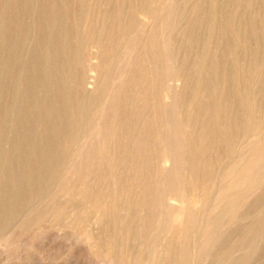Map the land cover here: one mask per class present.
<instances>
[{
    "label": "rangeland",
    "instance_id": "rangeland-1",
    "mask_svg": "<svg viewBox=\"0 0 264 264\" xmlns=\"http://www.w3.org/2000/svg\"><path fill=\"white\" fill-rule=\"evenodd\" d=\"M74 1L67 0L65 2L66 6L62 7V10H65L62 18L63 23H60L64 30L56 32L50 40L47 36L52 32L48 29L51 27V23L39 22L40 28L37 26L38 22L35 23L37 15V17L41 15L43 18L42 6L44 9L47 8L43 5L45 3L43 0L35 3L32 1L30 8L28 4L27 7L30 9L28 13L24 14L21 10L18 11L17 18L20 16L23 22H13L12 24L17 23V25L12 26L11 24L9 26L11 31L6 30L7 26H5L7 27L5 31L3 29L5 24L0 23V27L2 24V29L0 28V183H6L10 199L15 198L14 194L21 184L27 202L31 195L38 196L45 193L47 184L55 180V187L52 190L54 193L48 192V197L44 195L43 199L39 200L38 203L41 204L35 203L32 209H35L36 212H32L30 209L27 221L23 222V218H20V221L13 222L3 233L0 232V254H2L0 255V264H195L197 262V264H264V173H262L264 172V152L262 151L264 149V0H78L79 2L75 1V3ZM4 4H6V0H0L1 11L6 8ZM38 4H40V10L43 11L36 10L39 7ZM132 4L136 8H144L147 12L144 15L137 13L138 16L137 14L131 16L127 12ZM78 5L80 9L77 8ZM82 6L85 7V10H82ZM73 9L78 10L72 12ZM34 10L38 11V14ZM81 10L88 11L84 14ZM20 12L22 15L19 14ZM46 29L48 30L46 31ZM5 33L14 38L11 39L13 44L10 42L11 45L6 44L5 46L2 35ZM88 36L90 38L87 40ZM88 41L90 44L95 41L96 48L93 45L92 49ZM61 42L64 44L63 48L58 46ZM45 51L48 52L45 53ZM33 58L39 60L34 62L31 60ZM50 60L54 62L53 75L48 72L47 64ZM161 61H164V64ZM37 63L40 64L37 65ZM41 63L44 65L42 66ZM93 64L96 66L94 67ZM92 68L93 70H90ZM26 69L28 75H26ZM202 73H208V80L205 79L207 82L202 79ZM163 75L164 77H162ZM50 77L62 85L59 88L62 90L55 95L47 90L45 84ZM31 78L40 81L39 83L37 81L33 88L36 93L34 90L32 92V89L31 92L30 89H27ZM225 81H229L227 84L230 85H227V90L230 93L226 92ZM207 85L209 88L206 87ZM231 86L232 90H230ZM163 90L168 93L167 99L163 97ZM168 91L171 92V96ZM32 93L34 94L32 95ZM84 94L85 96H83ZM235 94L238 95L235 96ZM82 100L87 102L84 107L79 103ZM165 100H167L166 106L164 105ZM152 101L155 105L151 103ZM48 103L52 104L54 109L60 110L55 109V115L54 112L49 115L46 110ZM28 109H31V115ZM76 111L80 114H77ZM158 111L159 113H157ZM69 112L72 114L69 115ZM98 113L101 114V118L95 120L94 117ZM211 113L214 119L212 116L210 117ZM62 115L65 117L63 118ZM44 116L46 120H44ZM59 116L63 119H60ZM52 117L59 118L60 122ZM208 117L210 118L208 119ZM241 117L245 118L242 120ZM251 117L253 118L251 119ZM2 118L3 120H1ZM162 119H164L163 124ZM214 120L217 127L213 123ZM255 120L257 121L255 122ZM45 121L47 123H44ZM245 123H247V128ZM116 125L120 127L121 131ZM211 126L215 128L216 132L222 127L217 132L221 139L224 140L226 137L232 139L228 138L230 142L232 141V144H229V152L226 151L228 148L222 144L223 140L219 144L212 142L211 138L207 137L210 136L208 131ZM94 127L98 131L93 130ZM160 129L164 134L160 133ZM150 130L153 136L149 139ZM98 132L99 134H97ZM249 134L251 135L248 136ZM124 135L127 136V140ZM96 136L97 139H95ZM86 137L88 140L85 139ZM138 138L139 140H137ZM151 139L152 144L150 143ZM164 140L167 148L163 147ZM80 141L81 143H79ZM21 143L22 145L19 147ZM77 143H79L78 146ZM97 144L115 146L116 151H119L117 153L126 152L123 156L126 155L128 160L144 153V149L146 151L148 147L154 154V161L150 169L153 181L149 189L145 215H141L143 210L141 213H139L140 210L137 211L138 214H135L137 217L134 215L135 219L132 222V226L135 228H120L113 223L112 226L111 223H107L108 226H105L106 224L102 223L101 225L100 221L96 224L93 220L95 219L92 215L93 212L91 214L89 212V210L92 211V207L87 206L89 203L84 204L83 207L85 213L89 212V214L86 213L90 215L88 221L78 223L76 220L53 219L54 208L59 205H66L70 214L73 212L72 209L74 210L75 206L71 202L66 204L67 200L70 201L71 198L69 191L87 190L81 183V176L85 175L86 169H88V173L85 178L89 180L93 178L97 170L111 171L112 166L105 158L107 153L98 155L94 148V145L98 146ZM141 144L144 147L142 150ZM83 145L90 147L86 146L81 156L75 157ZM59 146L60 148L63 146L65 158L69 162L73 159L72 164L67 162L68 165L64 167V171L62 170L63 172L61 171L56 178L53 177L51 180H48L46 176L38 175V172L35 171L33 180L31 178L29 180L32 183L28 182L29 178L28 176L27 179L24 177V170L22 171L24 168L19 159L21 152L32 151L38 155L42 154L41 158H43V153L48 148L54 147V149L60 150ZM145 146L147 147L145 148ZM236 148L238 149L236 150ZM203 149L206 150L203 151ZM18 150L20 153L17 152ZM191 151L192 154L195 152L198 154L191 156ZM165 152L171 154L172 160L163 162L162 156ZM121 156L119 155V157ZM245 157L246 160H244ZM41 158L37 162L39 166L44 161V158ZM206 159L214 165L211 169V177L207 176L206 178L200 173L194 175V172V174L190 172L189 164L196 163V161L200 164L208 162ZM156 161L157 164L154 163ZM227 163L229 164L226 165ZM39 166L37 167L39 168ZM96 166L100 168L98 169ZM253 167L254 169H251ZM90 170L93 172L91 173ZM252 171L254 173H251ZM14 173L16 174L14 175ZM251 174L252 177L249 179ZM249 181L250 183H247ZM222 182L223 184H221ZM182 184L185 185V188ZM152 185L153 187H151ZM161 185L163 188H160ZM137 186H135L133 194H138L140 191L141 188ZM157 188L160 191L164 190L167 196L173 195L171 201L176 205H180L181 199L190 202L184 209L183 220L186 219L183 228L181 225L183 220L176 221L173 217L174 214L172 216L174 209H169L172 212L170 213L167 207L166 212L169 213H166V216L168 217H165V214L161 215L160 191ZM214 188H216L215 192L212 191ZM33 190L34 192H32ZM58 192L61 193L55 194ZM66 193L68 194L66 195ZM189 194L191 197H188ZM11 196L13 197L11 198ZM177 198L178 200H176ZM156 203L158 204L156 205ZM183 204L185 205V203ZM152 209L153 213L150 211ZM200 217H204L203 220L201 219L202 221ZM146 219L152 220L147 221ZM160 219L162 222H159ZM170 221L175 222H172L174 226H171ZM194 229L195 231H193ZM164 231L165 233H163ZM189 232L190 235H188ZM161 250L163 251L161 252ZM179 250L180 252H178ZM112 256L114 259H111Z\"/></svg>",
    "mask_w": 264,
    "mask_h": 264
},
{
    "label": "bare ground",
    "instance_id": "bare-ground-1",
    "mask_svg": "<svg viewBox=\"0 0 264 264\" xmlns=\"http://www.w3.org/2000/svg\"><path fill=\"white\" fill-rule=\"evenodd\" d=\"M32 1H34V3L35 2H37V1H39V2H41V0H6V4H4V6L6 5V8L5 9H3L2 11L0 10V23H2V24H5V25H3L4 27L5 26H7V27H3V29L5 30L6 28V30L8 31L10 28H9V26L14 22H16V21H22V19H20V16H19V18H17V15H18V11H22V13H24L25 14V12L26 13H28V12H30V4H31V2ZM45 3H43V5H45V6H47V8L45 7V9H44V6H42L43 8V10L41 9L40 10V4H38L39 5V7L36 9V10H40V11H43V13H41V14H43V18H42V16L41 15H39V17H37L36 15V17H35V23L36 22H38V24H37V26L39 25V22L40 23H47V22H49V23H51L50 24V28H48L49 29V31H52V32H50V35L49 36H47V35H45V36H47L48 37V39L50 40V38H52L53 36H55V34H56V32H58L59 30H64L63 29V26H61L62 24H60V23H63L62 22V18L64 17V11L62 10V7L63 6H66L65 4V2H67V0H43ZM75 1H77V2H79L78 0H75ZM75 1H74V3H75ZM81 1V0H80ZM154 2V1H153ZM157 2V1H156ZM220 2V1H219ZM144 3V2H143ZM28 4H29V8L27 7L28 6ZM197 4V3H196ZM134 4H132V6H131V8L128 10V12L127 13H129L131 16L132 15H136L137 13H140V14H145L147 11H145V9L144 8H136L135 7V5L133 6ZM146 5V4H145ZM149 5H151V4H149ZM225 5V4H224ZM241 5V4H240ZM87 6V5H86ZM125 6V5H124ZM127 6V5H126ZM142 6V5H141ZM140 6V7H141ZM192 6V5H191ZM77 7V6H76ZM75 7V8H76ZM83 7V6H82ZM65 8V7H64ZM74 8V7H73ZM78 9H80V7H79V5H78V7H77ZM84 8V9H83ZM82 8V10H85V7H83ZM118 8V7H117ZM78 9H76V10H78ZM165 9V8H164ZM36 10H34V12L36 11ZM75 9H73V11L72 12H75L74 11ZM81 10V11H82ZM127 10V9H126ZM147 10H148V8H147ZM152 10V9H151ZM38 11H36L37 12V14H38ZM86 11H88V10H86ZM86 11H84L85 13H86ZM117 11V12H116ZM115 12L116 13H118V10H116ZM33 12V13H34ZM77 12V11H76ZM83 12V11H82ZM83 12V13H84ZM111 12H113V11H111ZM22 13L20 12L19 14H21L22 15ZM79 13V12H78ZM78 13H76V14H78ZM84 13V14H85ZM164 13V12H163ZM23 14V15H24ZM84 14H83V16H84ZM227 14V13H226ZM66 15V14H65ZM79 15V14H78ZM118 15H119V13H118ZM148 15V14H147ZM41 16V17H40ZM75 16V15H74ZM80 16V15H79ZM78 16V17H79ZM137 16H138V14H137ZM228 16V15H227ZM77 17V18H78ZM81 17V16H80ZM129 17V16H128ZM134 17V16H133ZM133 17H130V18H133ZM142 17V16H141ZM148 17V16H147ZM42 18V19H41ZM119 18V17H118ZM151 18V17H150ZM150 18H148V19H150ZM74 19H75V17H74ZM144 19V18H143ZM145 19H146V17H145ZM147 19V20H148ZM76 20V19H75ZM23 22V21H22ZM20 23V22H19ZM48 23V24H49ZM59 23V24H58ZM150 23V22H149ZM2 24H1V27H2ZM20 24H22V23H20ZM80 24V23H79ZM151 24V23H150ZM16 26L17 25V23L16 24H12V26ZM20 26V25H19ZM40 26V25H39ZM38 26V27H39ZM49 26V25H48ZM123 26V25H122ZM0 27V28H1ZM42 27H44V26H42ZM41 27V28H42ZM220 27V26H219ZM40 28V27H39ZM39 28H37V29H39ZM45 28V27H44ZM44 28H43V30H44ZM2 29V28H1ZM22 29V28H21ZM48 29H46V31L48 30ZM5 30V31H6ZM42 30V31H43ZM128 30H129V28H128ZM145 30V29H144ZM147 30V29H146ZM162 30V29H161ZM9 31H11V30H9ZM228 31V30H227ZM54 32V33H53ZM87 32H88V30H87ZM158 32V31H157ZM42 33V32H41ZM40 33V34H41ZM163 33H165V32H163ZM223 33V32H222ZM14 34V33H13ZM16 34V33H15ZM91 34V33H90ZM3 35V39L5 40L4 42H5V46H6V44H10L11 45V43H12V41H11V39H14V38H11V36L10 35H8V33L6 34L5 33V35L4 34H2ZM42 35V34H41ZM19 36V35H18ZM224 36V35H223ZM13 37V36H12ZM57 37V36H56ZM59 37V36H58ZM222 37V36H221ZM20 38V37H19ZM90 37L88 36V38H87V40L89 39ZM161 38H163V37H161ZM60 39V38H59ZM53 40V39H52ZM65 40V39H64ZM193 41V40H192ZM11 42V43H10ZM13 42H14V40H13ZM62 42H64V41H62ZM62 42H61V44L60 45H58V46H61L62 48H63V45L65 44V42H64V44H62ZM89 42V41H88ZM92 42V41H91ZM95 42V41H94ZM94 42H92L91 44H90V42H89V44H90V46L92 47L93 45H94ZM97 42V41H96ZM52 43V42H51ZM54 43V42H53ZM52 43V44H53ZM159 43V42H158ZM13 44V43H12ZM88 44V45H89ZM35 45V44H34ZM47 45V44H46ZM9 46V45H8ZM16 46V45H15ZM45 46V45H44ZM72 46V45H71ZM70 46V47H71ZM100 46V45H99ZM98 46V47H99ZM105 46V45H104ZM4 47V46H3ZM94 47H95V45H94ZM14 48V47H13ZM51 48V47H50ZM66 48V47H65ZM75 48V47H74ZM80 48V47H79ZM96 48V47H95ZM163 48V50H164V46L162 47ZM61 49V48H60ZM59 49V50H60ZM71 49V48H70ZM76 49V48H75ZM88 49H89V47H88ZM87 49V50H88ZM92 49H93V47H92ZM101 49V48H100ZM147 49H148V47H147ZM49 50V49H48ZM54 50V49H53ZM56 50V49H55ZM58 50V51H59ZM90 50H91V48H90ZM89 50V51H90ZM43 52H44V50H42ZM88 51V52H89ZM95 51V50H94ZM101 51V50H100ZM165 51V50H164ZM35 52V51H34ZM42 52V53H43ZM48 52V51H47ZM46 51H45V53H47ZM50 52V51H49ZM57 52V51H56ZM55 52V53H56ZM85 52V51H84ZM114 52V51H113ZM72 53V52H71ZM90 53H91V51H90ZM166 53V52H165ZM38 54V53H37ZM43 55V54H42ZM61 55H62V52H61ZM64 55H65V53H64ZM87 55H89V54H87ZM86 55V56H87ZM99 55V54H98ZM34 56H35V54H34ZM33 56V57H34ZM44 56V55H43ZM50 56V55H49ZM56 56V55H55ZM54 56V57H55ZM60 56V55H59ZM230 56V55H229ZM38 57H39V55H38ZM72 57H74V56H72ZM156 57V56H155ZM166 57V56H165ZM37 58V57H36ZM31 59V60H34V62H36V61H38L37 59ZM86 58V57H85ZM110 58H111V56H110ZM164 58V57H163ZM6 59V58H5ZM51 59V58H50ZM74 59V58H73ZM90 59H92V57H90ZM96 59V58H95ZM100 59V58H99ZM151 59V58H150ZM207 59V58H206ZM93 60H94V58H93ZM161 60V59H160ZM44 61H45V59H44ZM48 61V60H47ZM154 61V60H153ZM210 61V60H209ZM211 61H213L212 60V58H211ZM4 62H6V61H4ZM33 62V63H34ZM46 62V61H45ZM61 62V61H60ZM101 62V61H100ZM151 62V61H150ZM162 62V61H161ZM164 62V61H163ZM162 62V63H163ZM74 63V62H73ZM9 64V63H8ZM38 64H40V63H37V65ZM42 64V63H41ZM155 64V63H154ZM164 64V63H163ZM218 64V63H217ZM10 65V64H9ZM44 64H42V66H43ZM56 65V64H55ZM94 65V64H93ZM45 66H46V64H45ZM44 66V68H46ZM96 65H94V67H95ZM97 66H98V64H97ZM160 66H163V65H160ZM159 66V67H160ZM195 66V68H196V65H194ZM236 66V65H235ZM47 67H48V72L51 74V75H53L52 74V71H53V67H54V62H53V60H50L49 62H48V64H47ZM93 67V68H94ZM191 67V66H190ZM39 68H40V65H39ZM44 68H43V70H44ZM78 68V67H77ZM80 68V67H79ZM78 68V69H79ZM93 68L92 69H90V70H93ZM138 68V67H137ZM41 69H42V67H41ZM77 69V70H78ZM42 70V71H43ZM45 70H47V69H45ZM95 70V69H94ZM97 70H98V68H97ZM140 70H141V68H140ZM167 70V69H166ZM10 71V70H9ZM57 71V70H56ZM55 71V72H56ZM109 71V70H108ZM150 71H153V70H150ZM206 71V70H205ZM25 73V72H24ZM27 73V74H26ZM26 75H28V72H27V69H26ZM46 73V72H45ZM60 73V72H59ZM62 73V72H61ZM79 73V72H78ZM140 73V72H139ZM138 73V74H139ZM151 73V72H150ZM22 74V73H21ZM54 74H56V73H54ZM95 74V73H94ZM120 74H122V73H120ZM152 74V73H151ZM160 74V73H159ZM203 74V73H202ZM210 74V73H209ZM216 74H217V71H216ZM6 75V74H5ZM40 75H42V74H40ZM63 75V74H62ZM62 75H60L61 77H62ZM145 75V74H144ZM143 75V76H144ZM192 75V74H191ZM193 75H196V74H193ZM7 76V75H6ZM6 76H4L5 78H6ZM11 76V75H10ZM56 76H58V75H56ZM79 76V75H78ZM98 76V75H97ZM152 76V75H151ZM150 76V77H151ZM216 76V75H215ZM13 77V76H12ZM41 77H43V75L41 76ZM93 77V76H92ZM118 77V76H117ZM122 77V75L120 76V78ZM140 77V76H139ZM161 77V76H160ZM162 77H164V75L162 76ZM189 77V76H188ZM198 77V76H197ZM208 77H209V75H208V73H204L203 75H202V79L204 80V81H206L205 79H207L208 80ZM10 78V77H9ZM24 78V77H23ZM27 78H28V76H27ZM39 78V77H38ZM73 78H74V76H73ZM79 78V77H78ZM194 78V77H193ZM212 78H214V77H212ZM230 78V77H229ZM42 79V78H41ZM40 79V80H41ZM58 79V78H57ZM159 79H161V78H159ZM186 79V78H185ZM184 79V80H185ZM190 79V78H189ZM188 79V80H189ZM199 79V78H198ZM225 79V78H224ZM39 80V79H38ZM37 80V81H38ZM44 80V79H43ZM65 80V79H64ZM162 80V79H161ZM165 80V79H164ZM191 80H193V79H191ZM196 80H197V78H196ZM201 80V79H200ZM215 80V79H214ZM25 81V80H24ZM27 81V80H26ZM29 81V80H28ZM36 80H34L33 78H31L30 79V81H29V84H28V86H27V89H30V92H31V89H32V92H33V90L35 91V89H33L34 88V86H35V84H36V82H37ZM42 81V80H41ZM152 81V80H151ZM167 81H169L168 79H167ZM222 81V80H221ZM40 81H38L37 83H39ZM44 82V81H43ZM164 82V81H163ZM162 82V83H163ZM200 82V81H199ZM201 82H202V80H201ZM207 82V81H206ZM210 82V81H209ZM229 82V81H228ZM228 82H224L225 83V85L226 86H224V87H226V92L228 91L227 90V88H228V86L230 85H228L227 83ZM90 83V82H89ZM45 84H46V86H47V90L52 94V95H55L56 93H58V91H60V90H62V89H59L62 85H61V83L59 84V82H57L53 77H50L46 82H45ZM61 85V86H60ZM173 85V84H172ZM198 85H200L199 83H198ZM228 85V86H227ZM151 86H152V84H151ZM166 86V85H165ZM233 86V85H232ZM232 86H231V88H230V90H232ZM25 87H26V85H25ZM38 87V86H37ZM171 87V86H170ZM197 87V86H196ZM207 88H209L208 87V85L206 86ZM205 87V88H206ZM223 87V88H224ZM233 87H235V86H233ZM62 88H64V87H62ZM75 88V87H74ZM146 88V87H145ZM160 88V87H159ZM239 88V87H238ZM148 89V88H147ZM197 89V88H196ZM74 90V89H73ZM80 91H81V89H79ZM210 90V89H209ZM24 91V90H23ZM65 91V90H64ZM79 91V92H80ZM145 91V90H144ZM212 91V90H211ZM225 91V90H224ZM236 91V90H235ZM234 91V92H235ZM241 91V90H240ZM71 92V91H70ZM73 92V91H72ZM169 92V94L171 93L170 91H168ZM244 93H245V91H243ZM35 93H36V91H35ZM63 93V92H62ZM82 93H83V90H82ZM146 93V92H145ZM162 93V92H161ZM227 93H230L229 91L227 92ZM233 93V92H232ZM34 93H32V95H33ZM74 94V93H73ZM86 94V93H85ZM85 94L83 95V96H85ZM163 97L164 98H166L167 97V95H168V93L166 92V91H164L163 90ZM31 95V96H32ZM143 95H145V94H143ZM206 95V94H205ZM238 95V94H237ZM236 94H235V96H237ZM246 95V94H245ZM170 96H171V94H170ZM249 96H250V94H249ZM52 97V96H51ZM80 97H81V95H80ZM251 97V96H250ZM144 98H145V96H144ZM148 98V97H147ZM155 98V97H154ZM235 98H238V97H235ZM246 98V97H245ZM25 99V98H24ZM86 99V98H85ZM167 99V98H166ZM251 99V98H250ZM49 100V99H48ZM68 100V99H67ZM87 100V99H86ZM86 100L85 101H81V102H79L80 103V105L81 106H83L84 107V104H86L87 102H86ZM27 101V100H26ZM60 101V100H59ZM154 101V100H153ZM153 101L151 102L152 104H153ZM156 101H158V100H156ZM166 101L167 100H165L164 102H165V106H166ZM236 101V100H235ZM240 101H242L241 100V98H240ZM64 102V101H63ZM86 102V103H85ZM91 102H92V99H91ZM163 102V103H164ZM170 102V101H169ZM168 102V103H169ZM244 102V101H243ZM242 102V103H243ZM72 103V102H71ZM201 103V102H200ZM207 103V102H206ZM205 103V104H206ZM208 103H209V101H208ZM214 103V102H213ZM212 103V104H213ZM239 103V102H238ZM242 103H239V104H242ZM23 104H25V103H23ZM41 104V103H40ZM49 104V103H48ZM47 104V106H46V110L48 111V113H49V115H50V113H52V112H54V110L55 109H57V110H60V109H58V108H55L54 109V106L51 104H49L48 105ZM63 104V103H62ZM73 104V103H72ZM146 104H148V103H146ZM211 104V106H213ZM214 104H216V103H214ZM238 104V105H239ZM244 104V103H243ZM250 104V103H249ZM248 104V105H249ZM29 105V104H28ZM32 105V104H31ZM153 105H155V104H153ZM208 105V104H207ZM217 105V104H216ZM215 105V106H216ZM224 105H225V103H224ZM237 105V104H236ZM40 106V105H39ZM74 106V105H73ZM156 106H157V104H156ZM159 106V105H158ZM206 106V105H205ZM221 106V105H220ZM244 107H245V105H243ZM82 107V108H83ZM89 107V106H88ZM207 107V106H206ZM45 108V107H44ZM71 108V107H70ZM73 108V107H72ZM103 108V107H102ZM247 108V107H246ZM5 109V108H4ZM155 109V108H154ZM161 109V108H160ZM167 109V108H166ZM209 109H210V107H209ZM216 109V108H215ZM219 109V108H218ZM248 109V108H247ZM246 109V110H247ZM251 109V108H250ZM29 110V109H28ZM31 110V109H30ZM30 110L28 111L29 112V114H30ZM40 110H42L41 108H40ZM61 110H63L62 108H61ZM73 110H74V108H73ZM76 110V109H75ZM82 110H84V109H82ZM156 110H157V108H156ZM201 110V109H200ZM212 110H214L213 108H212ZM224 110H225V108H224ZM246 110H244V111H246ZM26 111V110H25ZM81 111V110H80ZM161 111V110H160ZM205 111V110H204ZM215 111V110H214ZM19 112H21V111H19ZM23 112V111H22ZM71 112H72V110H71ZM71 112H69V115H70V113ZM164 112V111H163ZM206 112V111H205ZM218 112H220V111H218ZM224 112V111H223ZM222 112V113H223ZM247 112V111H246ZM250 112V111H249ZM41 113H42V111H41ZM55 113L56 112H54V115H55ZM62 113V112H61ZM76 113L78 114L79 112L78 111H76ZM84 113H85V111H84ZM157 113H159V111L157 112ZM5 114V113H4ZM28 114V115H29ZM31 114H32V112H31ZM30 114V115H31ZM34 114H36V113H34ZM53 114V113H52ZM63 114V113H62ZM72 114V113H71ZM80 114V113H79ZM135 114V113H134ZM215 114V113H214ZM246 114V113H245ZM254 114V113H253ZM26 115V114H25ZM57 115V114H56ZM60 115V114H59ZM93 115V114H92ZM155 115V114H154ZM163 115V114H162ZM206 115V114H205ZM2 116V115H1ZM7 116V115H6ZM33 116V115H32ZM73 116V115H72ZM76 116V115H75ZM78 116V115H77ZM212 116V113H211V115H210V117ZM55 117H57V116H55ZM55 117H52V118H54L55 120L56 119H58L59 121H57V122H60V119H63L65 116H63L62 115V117L60 118V116H59V118H55ZM80 117H82V116H80ZM162 117H164V116H162ZM210 117H208V119L210 118ZM214 116H212V118H213ZM3 118H4V116H3ZM3 118L1 119V120H3ZM24 118V117H23ZM44 118V120H46L45 119V116L43 117ZM50 118V117H49ZM51 118V119H52ZM71 118V117H70ZM76 118V117H75ZM78 118V120H79V117H77ZM95 120L97 119H99V118H101V114L99 115V113L97 114V115H95ZM103 118V117H102ZM155 118V117H154ZM165 118H166V116H165ZM243 117H241V119H242ZM245 118V117H244ZM243 118V119H244ZM253 117H251V119H252ZM29 119V118H28ZM68 119H69V117H68ZM207 119V120H208ZM214 119V118H213ZM217 119V118H216ZM242 119V120H243ZM247 119V118H246ZM246 119H245V121H246ZM24 120V119H23ZM65 120V119H64ZM63 120V121H64ZM77 120V121H78ZM127 120H129V119H127ZM166 120H168V119H166ZM258 120V119H257ZM257 120H255V122L257 121ZM47 121H49V120H47ZM47 121H45L44 123H47ZM62 121V122H63ZM67 121V120H66ZM69 121V120H68ZM164 121V119H162V124L164 123L163 122ZM26 122V121H25ZM61 122V123H62ZM75 122H76V120H75ZM113 122V121H112ZM130 122V121H129ZM148 122V121H147ZM161 122V121H160ZM209 122H211V121H209ZM60 123V124H61ZM69 123V122H68ZM97 123V122H96ZM114 123V122H113ZM113 123H111L112 124V126H113ZM117 123V122H116ZM149 123V122H148ZM148 123H146V124H148ZM157 123V122H156ZM167 123V122H166ZM165 123V124H166ZM213 123H215V125H216V122H215V120H214V122ZM238 123V122H237ZM248 123V122H247ZM247 123H245V125H246V128L248 127L247 126ZM62 124H64V123H62ZM76 124V123H75ZM98 124V123H97ZM100 124V123H99ZM132 124V123H131ZM242 126L244 127V123L242 122ZM251 124H253L252 122H251ZM26 126H27V123L25 124ZM117 125H118V123H117ZM116 125V126H117ZM123 125V124H122ZM128 125V124H127ZM150 125H153V124H150ZM161 125V124H160ZM167 125H168V123H167ZM211 125V124H210ZM209 125V126H210ZM239 125V124H238ZM80 126V125H79ZM96 126H98V125H96ZM111 126V125H110ZM112 126H111V129H112ZM148 126V125H147ZM156 126V125H155ZM154 126V127H155ZM170 126V125H169ZM208 126V127H209ZM219 126V125H218ZM240 126V125H239ZM59 127V126H58ZM67 127V126H66ZM125 127V126H124ZM153 127V126H152ZM153 127V128H154ZM161 127V126H160ZM159 127V128H160ZM162 127H163V125H162ZM216 127H217V125H216ZM243 127H241V128H243ZM61 128V127H60ZM103 128V127H102ZM117 128H119V130H120V127L119 126H117ZM125 128H128V127H125ZM156 128V127H155ZM170 128V127H169ZM222 128V127H221ZM221 128L219 129V130H221ZM233 128V127H232ZM236 128V127H235ZM234 128V129H235ZM239 128V127H238ZM97 130L98 131V129L97 128H93V130ZM162 130H163V128H161ZM160 129V133L162 132V130ZM100 130V129H99ZM103 130V129H102ZM116 130V129H115ZM134 130V129H133ZM132 130V131H133ZM151 130H154V129H151ZM150 130V131H151ZM206 130V129H205ZM205 130H203L204 132H205ZM218 130V129H217ZM218 130V131H219ZM252 130V129H251ZM57 131V130H56ZM104 131V130H103ZM121 131V130H120ZM119 131V132H120ZM128 131V130H127ZM147 131H149L148 129H147ZM157 131H158V129H157ZM217 131V132H218ZM231 131H232V129H231ZM245 131V130H244ZM59 132V131H58ZM110 132H111V130H110ZM117 132V131H116ZM115 132V133H116ZM118 132V133H119ZM216 132V130H215V128H213V126H211L210 127V129H209V131H208V133H209V135L210 136H207V137H209V138H211V141L212 142H214V143H219L220 144V141H222L223 139H221L220 137V135H219V133H217ZM222 132V131H221ZM227 132H228V130H227ZM252 132V131H251ZM85 133V132H84ZM84 133L82 134V135H84ZM89 133V132H88ZM91 133V132H90ZM109 133V132H108ZM114 133V132H113ZM121 133V135H122V132H120ZM153 133H154V131H153ZM163 133V132H162ZM161 133V134H162ZM226 133V132H225ZM231 133V132H230ZM243 133V132H242ZM28 134V133H27ZM97 134H99V132L97 133ZM101 134V133H100ZM105 134V133H104ZM150 134V137H149V139L151 138V136H153L152 135V131L149 133ZM149 134H148V136H149ZM155 134V133H154ZM164 134V133H163ZM170 134V133H169ZM168 134V135H169ZM173 134V133H172ZM252 134V133H251ZM251 134H249L248 136H250ZM58 135V134H57ZM81 135V136H82ZM102 135V134H101ZM107 135V134H106ZM109 136H110V133L108 134ZM125 135H126V132H125ZM124 135V137H125V140H127L126 138H127V136H125ZM127 135H129V134H127ZM195 135H197V134H195ZM205 135H207V134H205ZM226 135V134H225ZM235 135V134H234ZM90 136H91V134H90ZM123 136V135H122ZM146 136V135H145ZM192 136V135H191ZM224 136V135H223ZM229 136H230V134H229ZM232 136V135H231ZM242 136V135H241ZM263 136V135H262ZM47 137V136H46ZM64 137V136H63ZM66 137V136H65ZM88 138H89V136H87ZM87 137L85 138V139H87ZM92 137H93V135H92ZM104 137V136H103ZM132 137H133V135H132ZM131 137V138H132ZM139 137V136H138ZM156 137H157V135H156ZM194 138H195V136H193ZM234 137V136H233ZM22 138V137H21ZM80 138V137H79ZM83 139H84V137H82ZM81 138V139H82ZM95 138V137H94ZM137 138V137H136ZM135 138V139H136ZM153 138V137H152ZM196 138H197V136H196ZM222 138H224V137H222ZM228 138L229 137H226V138H224V140H223V142L224 143H222V144H224V147L226 146L227 148V150L226 151H228L229 150V144H232V141L230 142L229 140H228ZM249 138V137H248ZM247 138V139H248ZM65 139V138H64ZM76 139V138H75ZM91 139V138H90ZM95 139H97V136H96V138ZM98 139H100V138H98ZM104 139V138H103ZM106 139V138H105ZM134 139V140H135ZM142 139H143V137H142ZM144 139H145V137H144ZM148 139V138H147ZM157 139H158V137H157ZM160 139V138H159ZM229 139H231V138H229ZM88 140V139H87ZM130 140V139H129ZM137 140H139V138L137 139ZM210 140V139H209ZM232 140V139H231ZM27 141V140H26ZM69 141V140H68ZM102 141V140H101ZM143 141V140H142ZM150 141V140H149ZM153 141H154V139H153ZM190 141H191V139H190ZM194 141H195V139H194ZM258 141V140H257ZM72 142V141H71ZM85 142V141H84ZM145 142V141H144ZM164 142V144H163V147L164 148H167L166 147V141L164 140L163 141ZM79 143H81V141L79 142ZM79 143H77L76 145L78 146V144ZM97 143V142H96ZM100 143H102V142H100ZM105 143V142H104ZM148 143V142H147ZM151 144H152V139H151V142H150ZM158 143H159V141H158ZM162 143V142H161ZM160 143V144H161ZM170 143V142H169ZM187 143V142H186ZM245 143V142H244ZM51 144V143H50ZM88 144V143H87ZM95 144V143H94ZM234 144V143H233ZM21 145H22V143L20 144V146L19 147H21ZM49 145V144H48ZM59 145V144H58ZM96 145V144H95ZM95 145H94V148H96V151H97V153H98V155H103V154H106V157L105 158H107V160H108V162L111 164V171L110 172H104L103 170H102V168H101V170L102 171H100V170H97V171H99V172H97L96 171V173H95V175L93 176V178L92 179H86L85 177L87 176V173H88V169H86L87 170V172H84V174L86 175H83L82 174V176H81V183L84 185V187L87 189V190H85V189H78V190H73V191H69V195H70V201H68L67 200V202H66V204L68 205V203H70L71 202V204H73L75 207H74V210L72 209V213L70 214V212L68 211V209H67V207H66V205H59L57 208H54L55 209V211L53 212V219H57V220H70V221H73V220H76L78 223H83L84 221H88L89 220V218H88V216H90V215H87V214H89V212H90V214H91V212H93L92 213V215H94L93 217L95 218V219H93V218H91V219H93L95 222H96V224L97 223H99V221H100V223H101V225H102V223H104V224H106L105 226H108L107 225V223H111V226H112V223L116 226L117 225V227L119 226L120 228H123V227H134V226H132V222H133V220L135 219L134 218V215L136 214H138V210H140V212L139 213H141V211L143 210V213L141 214V215H145V206H146V204H147V201H148V194L150 193V185H151V182L153 181L152 179H151V173H150V169H151V166H152V164H153V161H154V154L151 152V149L148 147L147 149H146V151H145V149H144V147H143V145L141 146V150L142 149H144V153H140V154H138V152H137V154L139 155V156H137V155H135V156H137L136 158H134V156L132 157V159H130V160H128V158H127V156L125 155V156H123V154H125L124 152L122 153V154H119V153H117V151H116V148H115V146H113L112 145V147H110V146H106V144L105 145H103V144H97L98 146L97 147H95ZM128 145V144H127ZM150 145V144H149ZM154 145V144H153ZM157 145H159V144H157ZM218 145V144H217ZM238 145V144H237ZM246 145V144H245ZM86 146H89V145H83V147L82 148H80L79 149V153H77L76 154V156L75 157H80L81 156V154H82V152H83V150L85 149V147ZM117 146V145H116ZM186 146V145H185ZM189 146V145H188ZM223 146V145H222ZM221 146V147H222ZM240 146V145H239ZM3 147V146H2ZM19 147H17L16 146V148H18L19 149ZM26 147V146H25ZM63 147V146H62ZM61 147V148H62ZM67 147V146H66ZM90 147V146H89ZM125 147V146H124ZM126 147H128V146H126ZM143 147V148H142ZM147 146H145V148H146ZM152 147V146H151ZM161 147V146H160ZM172 147V146H171ZM42 148V147H41ZM47 148V147H46ZM59 148H60V146H59ZM60 148V150H56V149H54V147H50V148H48L44 153H43V158H41L42 157V154L40 155H38V154H36V153H33L32 151H27L26 150V148H25V150L26 151H22L21 152V154H20V162L22 163V166H23V168L24 169H22V171L24 170V177H26V179H27V176H28V182H30V183H32L31 181H29V180H31L32 179V177H34L33 176V174H35L34 172L35 171H37L38 172V175H41V176H43V177H45L46 176V178L48 179V180H51V179H53V177L54 178H56V176H58V174L59 173H61V171L64 169V167L65 166H67L68 165V163H71L72 162V160L73 159H71L70 160V162L68 161V159L67 158H65V151H64V149L62 148L61 149ZM73 148V147H72ZM75 148V147H74ZM129 148V147H128ZM127 148V149H128ZM153 148V147H152ZM234 149V148H233ZM238 148H236V150H237ZM22 150V149H21ZM20 150V151H21ZM43 150V149H42ZM126 150V149H125ZM128 150H130V149H128ZM162 150V149H161ZM167 150V149H166ZM174 150V149H173ZM191 150V149H190ZM204 150H206V149H203V151ZM224 150V148L222 149V151ZM36 151V150H35ZM41 151V150H40ZM124 151V150H123ZM140 151V150H139ZM156 151V150H155ZM160 151V150H159ZM176 151V150H175ZM184 151V150H183ZM200 151V150H199ZM221 151V152H222ZM253 151H255L254 149H253ZM263 152H264V149L262 150ZM18 153H20L19 152V150L17 151ZM39 152V151H38ZM93 152V151H92ZM104 152H106V153H104ZM119 152V151H118ZM135 152V153H136ZM142 152V151H141ZM154 152V151H153ZM161 152V151H160ZM229 152V151H228ZM18 153H17V155H18ZM156 153V152H155ZM181 153H182V151H181ZM224 153V152H223ZM122 155L121 157H119V155ZM132 154V153H131ZM194 154V156H195V154L197 155L198 153L197 152H195V153H193ZM192 154V151H191V156L193 155ZM254 154H256V153H254ZM94 155H96V154H94ZM184 155V154H183ZM187 155V154H186ZM225 155H226V152H225ZM161 156V155H160ZM194 156H193V158H194ZM227 156H229V155H227ZM68 157V156H67ZM74 157V158H75ZM90 157V156H89ZM189 157H190V155H189ZM230 157V156H229ZM229 157H227V158H229ZM233 157V156H232ZM263 157V156H262ZM1 158V157H0ZM12 158V157H11ZM43 159L44 161H43V163H42V165H37V162H38V159ZM104 158V159H105ZM177 158V157H176ZM235 158V157H234ZM17 159V158H16ZM67 159V160H66ZM93 159V158H92ZM100 159V158H99ZM99 159H98V161H99ZM184 159V158H183ZM196 159V158H195ZM217 159V158H216ZM215 159V161H217ZM162 160H163V162L164 161H168V160H172L171 159V154L170 153H168V152H165L164 154H163V156H162ZM174 160V159H173ZM208 162H204V163H198L197 161H198V159H197V161H196V163H193V161H192V163L193 164H189V170H190V172H194L193 174L194 175H198L199 173L202 175V176H206V178H207V176H210V174H211V169H213L212 168V166H214V165H212V162H209V160L208 159H206ZM205 160V161H206ZM244 160H246V157H245V159ZM243 160V161H244ZM16 161H18V160H16ZM93 161V160H92ZM214 161V160H213ZM231 161H232V159H231ZM68 162V163H67ZM89 162H90V160H89ZM161 162V161H160ZM249 162V161H248ZM253 162V161H252ZM260 162V161H259ZM97 164H98V162H96ZM154 163H156L157 164V161L156 162H154ZM187 163V162H186ZM198 163V164H197ZM214 163V162H213ZM262 163V162H261ZM260 163V164H261ZM72 164V163H71ZM86 164V163H85ZM88 164V163H87ZM94 164V163H93ZM229 163H227L226 165H228ZM242 164V163H241ZM263 164V163H262ZM39 166V168L37 167V166ZM92 165V164H91ZM257 165L260 167V165H259V163H257ZM256 165V166H257ZM9 166H10V164H9ZM15 166V165H14ZM70 166V165H69ZM68 166V167H69ZM90 166V165H89ZM156 166H158V165H156ZM163 166H164V164H163ZM252 166V165H251ZM264 166V165H263ZM263 166H262V169H263ZM110 167V166H109ZM222 167V166H221ZM220 167V168H221ZM255 167V166H254ZM254 167L253 168H251V169H254ZM19 168V167H18ZM17 168V169H18ZM96 168H98L97 166H96ZM100 168V167H99ZM98 168V169H99ZM156 168H158V167H156ZM186 168H187V166H186ZM224 168H226V167H224ZM261 168V167H260ZM92 169V168H91ZM121 169H123L122 171H121ZM159 169V168H158ZM243 169V168H242ZM13 170H14V168H13ZM67 170V169H66ZM94 170V169H93ZM93 170H90L91 171V173L93 172ZM160 170V169H159ZM224 170V169H223ZM10 171V170H9ZM12 171V170H11ZM64 171V170H63ZM62 171V172H63ZM119 171V172H118ZM238 171V170H237ZM14 172H16L15 170H14ZM18 172V171H17ZM67 172H69V171H67ZM152 172V171H151ZM186 172V171H185ZM213 172V171H212ZM221 172H222V170H221ZM258 172V171H257ZM9 173V172H8ZM11 173H13V172H11ZM90 173V172H89ZM90 173V174H91ZM163 173H164V171H163ZM188 173H189V171H188ZM219 173V172H218ZM251 173H254L253 171L251 172ZM262 173H264V172H262ZM16 173H14V175H15ZM119 174V175H118ZM244 174V173H243ZM250 174V173H249ZM256 174V173H255ZM11 175H13V174H11ZM14 175H13V177H14ZM18 175H19V173H18ZM212 175V174H211ZM218 175V174H217ZM220 175V174H219ZM218 175V176H219ZM254 175V174H253ZM263 175V174H262ZM261 175V176H262ZM62 176V175H61ZM250 177H249V179L252 177V174L251 175H249ZM259 177H260V175H258ZM16 177V176H15ZM197 177V176H196ZM211 177V176H210ZM248 177V176H247ZM23 178V177H22ZM31 178V179H30ZM61 178V177H60ZM215 178V177H214ZM213 178V179H214ZM262 178H263V176H262ZM261 178V179H262ZM13 180H14V178H12ZM17 179H18V181H19V178L17 177ZM35 179H36V176H35ZM46 179V180H47ZM59 179V178H58ZM161 179H162V177H161ZM166 179V178H165ZM164 179V180H165ZM260 179V180H261ZM33 180V179H32ZM37 180V179H36ZM60 180V179H59ZM65 180V179H64ZM63 180V181H64ZM79 180H80V177H79ZM208 180H210V179H208ZM218 180V179H217ZM253 180V179H252ZM255 180H256V177H255ZM58 181V180H57ZM124 181V182H123ZM166 181V180H165ZM168 181V180H167ZM205 181V180H204ZM220 181V180H219ZM227 181V180H226ZM251 181V180H250ZM250 181L249 182H247V183H250ZM27 182V183H28ZM60 182H61V180H60ZM80 182V181H79ZM182 182V181H181ZM212 182V181H211ZM225 182V181H224ZM253 182V181H252ZM260 182V181H259ZM59 183V182H58ZM113 183V184H112ZM160 183H161V181H160ZM206 183V182H205ZM209 183V182H208ZM213 183V182H212ZM243 183V182H242ZM34 184V183H33ZM59 184H62V183H59ZM58 184V185H59ZM164 184H166L165 182H164ZM217 184V183H216ZM221 184H223V182L221 183ZM257 184V183H256ZM35 185V184H34ZM58 185H57V187H58ZM139 186L140 188V191L138 192V194H133V192H134V188H135V186ZM158 185V184H157ZM163 185V184H162ZM161 185V187L160 188H163V186ZM167 185V184H166ZM183 185V184H182ZM182 185H180V186H182ZM28 186H29V184H28ZM44 186H45V183H44ZM47 191L45 192V193H43L42 195H38V196H34V195H29L30 196V198H29V200L26 202V198L24 197L25 195L23 194V190L24 189H22V186H21V184L18 186V189L16 190V194H14L15 195V198L13 199L12 197L13 196H11V198L12 199H10L8 196H10V195H8L9 193H8V188H6V183H4V182H2V183H0V232L1 233H3L4 231H5V229H7L13 222H15V221H17V220H19L20 218H23V222H25V221H27L28 219H29V217L27 216V214H28V211L31 209L32 210V212H36L35 211V209H32V207H34V205H35V203L37 202H39V200L42 198V196H44V195H47V197H48V192H52V190H53V187H55V180L54 181H51V182H49V184H47ZM61 186V185H60ZM137 186V187H138ZM184 186V188H185V185H183ZM254 186V185H253ZM63 188H64V185L62 186ZM83 187V186H82ZM151 187H153V185L151 186ZM171 187V186H170ZM206 187V186H205ZM204 187V188H205ZM243 187V186H242ZM61 188V187H60ZM74 188H75V186H74ZM165 188V187H164ZM241 188V187H240ZM34 189V188H33ZM139 189H137V190H139ZM153 189V188H152ZM215 189L216 188H214V190H212V191H214L215 192ZM232 189V188H231ZM157 190H159L160 191V189H158L157 188ZM180 190V189H179ZM187 190V189H186ZM218 190V189H217ZM245 190V189H244ZM13 191H14V189H13ZM29 191H30V189H29ZM68 191V190H67ZM66 191V192H67ZM120 191H121V193H120ZM168 191H169V187H168ZM239 191V190H238ZM32 192H34V190L32 191ZM170 192V191H169ZM209 192H210V190H209ZM213 192V193H214ZM241 192V191H240ZM251 192V191H250ZM30 193H31V191H30ZM52 193H54V192H52ZM59 193H61V192H58V193H55V194H59ZM158 193V192H157ZM212 193V194H213ZM249 193V192H248ZM13 194V193H12ZM54 194V195H55ZM68 193H66V195H67ZM174 195H175V193H173ZM193 194V193H192ZM53 195V194H52ZM66 195H64V196H66ZM68 195V196H69ZM134 195V196H133ZM190 196H188V197H191V194H189ZM56 196V195H55ZM63 196V195H62ZM137 196V197H136ZM172 197H173V195H171ZM170 195L169 196H167L166 194H165V192H164V190H161L160 192H159V202H160V206H161V215H163V214H165V217H168V216H166V210H167V207H168V211H169V209H174L173 210V212L174 213H172L171 211H169L170 213H172V216H173V214H174V220H176V221H181V220H183V214H184V209H185V207L187 206V204H188V202L189 201H187V200H185V199H181L180 201H181V203L179 202V204L180 205H176L173 201H171V199H173L172 197H171ZM176 196V195H175ZM214 196H215V194H214ZM238 196V195H237ZM201 197V196H200ZM52 198V197H51ZM50 198V199H51ZM57 198V197H56ZM150 198V197H149ZM181 198V197H180ZM43 199V198H42ZM153 199V198H152ZM200 199H202V198H200ZM55 200V199H54ZM176 200H178V198L176 199ZM249 200V199H248ZM51 201V200H50ZM52 201H53V199H52ZM200 201V200H199ZM41 202H43V201H41ZM59 202V201H58ZM203 202V201H202ZM244 202V201H243ZM55 203V202H54ZM57 203V202H56ZM60 203V202H59ZM89 203V204H88ZM183 203H185V205L183 204ZM190 203V202H189ZM208 203V202H207ZM229 203V202H228ZM38 204H41V203H38ZM49 204V203H48ZM47 204V205H48ZM58 204V203H57ZM84 204H88L87 206L89 207V208H91L92 207V211H90L89 210V212H86L85 213V211H84ZM153 204H154V202H153ZM158 203H156V205H157ZM235 204V203H234ZM189 205V204H188ZM55 206V205H54ZM87 206H85V207H87ZM200 206V205H199ZM202 206V205H201ZM43 207V206H42ZM48 207V206H47ZM158 207V206H157ZM88 208V209H89ZM148 208V207H147ZM227 208V207H226ZM87 209V208H86ZM151 209V208H150ZM158 209V208H157ZM148 210V209H147ZM155 210V209H154ZM45 211H47V210H45ZM150 211H152V213H153V209L152 210H150ZM196 211H197V209H196ZM195 211V212H196ZM137 212V213H136ZM168 212V213H169ZM198 212V211H197ZM221 212V211H220ZM47 213V212H46ZM85 213V214H84ZM167 213V214H168ZM29 214H30V212H29ZM37 214V213H36ZM45 214V213H44ZM50 214V213H49ZM149 214V213H148ZM147 214V215H148ZM219 214V213H218ZM222 214V213H221ZM135 215V217H137ZM199 215V214H198ZM34 216V215H33ZM50 216V215H49ZM149 216V215H148ZM172 216H169L170 218H173ZM92 217V216H91ZM145 217V216H144ZM147 217V216H146ZM189 217V216H188ZM192 217V216H191ZM190 217V218H191ZM216 217V216H215ZM38 218V217H37ZM155 218V217H154ZM161 218V217H160ZM202 218H204V217H202ZM201 217H200V220L202 219ZM166 219H168L169 220V218H166ZM186 218H184V220H185ZM207 219V218H206ZM137 220H139V219H137ZM147 220V219H146ZM146 220H145V222H146ZM149 220H152V219H149ZM149 220H147V221H149ZM162 219H160L159 220V222L161 221ZM184 220L182 221V223H181V225H182V228H183V223H184ZM203 220V219H202ZM201 220V221H202ZM20 221V220H19ZM30 221V220H29ZM31 221H32V219H31ZM158 221V220H157ZM106 222V223H105ZM136 222V221H135ZM162 222V221H161ZM165 222V221H164ZM171 222V226L173 225L174 226V224L173 223H175V222H173V221H170ZM173 222V223H172ZM153 223H154V221H153ZM205 223H208V222H205ZM136 224H137V222H136ZM162 224V223H161ZM192 224V223H191ZM194 224V223H193ZM208 224H210V223H208ZM100 225V224H99ZM100 225V226H101ZM110 225V224H109ZM151 225H152V223H151ZM150 225V226H151ZM154 225H155V223H154ZM164 225V224H163ZM162 225V226H163ZM105 226H102V227H105ZM115 226L113 227L114 229H115ZM147 226H148V224H147ZM161 226V227H162ZM171 226H170V228H171ZM177 226V225H176ZM181 227V226H180ZM192 227V226H191ZM197 227V226H196ZM135 228V227H134ZM149 228V227H148ZM151 228V227H150ZM154 228V227H153ZM155 228H156V225H155ZM163 229H164V227H162ZM173 228V227H172ZM131 229H133V228H131ZM205 229V228H204ZM124 230V229H123ZM123 230H121V231H123ZM161 230V229H160ZM200 230V229H199ZM206 230V229H205ZM209 230V229H208ZM151 231V230H150ZM165 231H166V229H165ZM165 231L163 232V233H165ZM193 231H195V229L193 230ZM182 232V231H181ZM201 232V230L199 231V233ZM124 233V232H123ZM162 233V234H163ZM195 232H193V234H194ZM198 233V232H197ZM198 233V234H199ZM133 234V233H132ZM135 234V233H134ZM176 234V233H175ZM178 234V233H177ZM180 234V233H179ZM196 234V233H195ZM93 235V234H92ZM139 235V234H138ZM144 235V234H143ZM143 235H141V236H143ZM181 235H183L182 233H181ZM188 235H190V232L188 233ZM128 236V235H127ZM147 236V235H146ZM179 236V235H178ZM177 236V237H178ZM194 236V235H193ZM204 236H206V235H204ZM203 236V237H204ZM138 237V236H137ZM144 238H145V236H143ZM135 238V237H134ZM133 238V239H134ZM192 238V237H191ZM206 238V237H205ZM89 239V238H88ZM139 239V238H138ZM148 239V238H147ZM264 239V238H263ZM91 240V239H90ZM216 240V239H215ZM155 241V240H154ZM92 243V242H91ZM94 243V242H93ZM193 243H194V241H193ZM217 243V242H216ZM105 244V243H104ZM154 244V243H153ZM97 245H98V243H97ZM163 245V244H162ZM204 245H205V243H204ZM203 245V246H204ZM180 247H181V244H180ZM179 247V248H180ZM194 247V246H193ZM103 248H105V247H103ZM202 248V247H201ZM177 249V248H176ZM194 249V248H193ZM197 249V248H196ZM154 250V249H153ZM187 250V249H186ZM186 250H184L185 252H186ZM163 250H161V252H162ZM167 251V250H166ZM196 251V250H195ZM96 252V251H95ZM114 252H115V250H114ZM161 252H159L160 254H161ZM174 252V251H173ZM178 252H180V250L178 251ZM185 252H183V253H185ZM207 253V252H206ZM186 254V253H185ZM0 255H2V254H0ZM9 255H10V253H9ZM193 255V254H192ZM160 256V255H159ZM165 256H167V255H165ZM113 257V256H112ZM196 257V256H195ZM241 258V257H240ZM111 259H114V257L113 258H111ZM165 259V258H164ZM178 259V258H177ZM195 260H197L196 258H195ZM242 260V259H241ZM125 263V262H124ZM178 263H179V259H178ZM194 263V262H193ZM198 263V262H197ZM197 263H195V264H197Z\"/></svg>",
    "mask_w": 264,
    "mask_h": 264
}]
</instances>
